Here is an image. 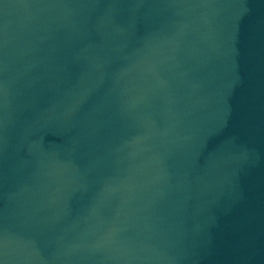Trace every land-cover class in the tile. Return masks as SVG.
I'll return each mask as SVG.
<instances>
[{
  "label": "water",
  "instance_id": "95a60500",
  "mask_svg": "<svg viewBox=\"0 0 264 264\" xmlns=\"http://www.w3.org/2000/svg\"><path fill=\"white\" fill-rule=\"evenodd\" d=\"M264 0H0V264H254Z\"/></svg>",
  "mask_w": 264,
  "mask_h": 264
}]
</instances>
